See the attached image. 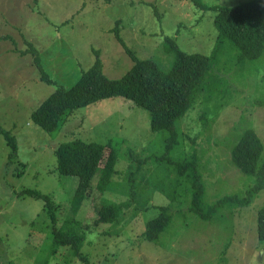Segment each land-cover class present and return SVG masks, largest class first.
Listing matches in <instances>:
<instances>
[{"label":"rangeland","instance_id":"374dc122","mask_svg":"<svg viewBox=\"0 0 264 264\" xmlns=\"http://www.w3.org/2000/svg\"><path fill=\"white\" fill-rule=\"evenodd\" d=\"M199 1L233 6L247 0ZM215 15L192 0H0V126L17 143L16 157L7 162L9 147L0 133V264H45L46 259L47 264H83L66 247L49 255L52 227L44 202L20 195L25 188L51 196L57 222L89 223L81 251L90 264H264V241L257 235L264 187L250 203L224 205L209 220L189 209L190 195L171 201L157 191L136 216L131 204L121 221L91 226L102 202L130 200L123 181L126 149L143 157L161 154L164 132L151 129L146 108L114 96L75 109L57 131H45L31 120L32 111L58 85L70 88L80 79L94 62V50L108 78L127 72L135 59L118 41L116 26L137 59H152L167 71L174 58L168 38L186 52L211 54L218 34ZM30 44L53 83L40 79L33 55L26 52ZM237 55L225 40L203 90L177 123L183 143L174 153L197 151L206 204L242 195L254 185V177L231 161L243 133L252 128L264 144V50L253 60L238 61ZM73 139L110 142L117 153L111 188L100 192L99 173L94 175L77 212L71 200L78 178L59 174L55 155L61 143ZM154 168L151 164L145 174ZM158 174L165 178L162 170ZM163 205L169 206L172 221L156 242L149 241L143 235L146 224Z\"/></svg>","mask_w":264,"mask_h":264},{"label":"trees","instance_id":"16d2710c","mask_svg":"<svg viewBox=\"0 0 264 264\" xmlns=\"http://www.w3.org/2000/svg\"><path fill=\"white\" fill-rule=\"evenodd\" d=\"M192 1L203 9L216 11L214 23L218 34L210 55L186 52L174 39L168 38L167 50L174 53V58L170 69L165 71L152 59H137L134 51L118 34L116 26L115 35L118 41L135 59L127 72L120 78H108L103 73L99 51L94 50V62L73 86L66 88L58 85L32 111L33 123L45 131L52 132L59 130L75 109L105 98L121 96L149 110L151 129L164 132L159 156L143 157V153L131 148L126 149L128 165L123 181L128 185L130 200L124 202L105 200L97 206L96 217L91 226H99L101 222L121 221L124 208L131 204L132 215L136 216L139 211L146 208L157 191L165 194L171 201H181L186 195H190L189 209L201 219L209 220L224 205L240 206L250 203L264 187V144L252 128L243 133L231 150V161L234 166L242 173L253 176L255 180L254 185L242 195L224 196L211 204L204 203L205 183L197 151L192 147L194 151L184 156L175 155L183 143V134L177 123L203 90L207 74L224 41L230 40L236 47L238 61L256 59L264 50V0H247L233 6L207 5L199 0ZM118 23L117 21L116 24ZM26 52L33 55L34 64L41 73L40 79L53 83L41 67L39 51L30 44ZM0 133L9 147L7 162H11L17 155L16 140L9 130L1 126ZM55 155L58 173L78 178L71 200L73 212H77L88 197L92 190V180L97 173H99L97 188L100 192L111 188V180L116 173L117 153L110 142L99 144L73 139L61 143L55 150ZM151 164H155L156 168L146 175L145 172L149 170ZM158 170L164 172L166 179L158 174ZM20 195L41 199L44 202L43 209L52 227L49 255H53L62 246L68 248L83 264H90L88 256L81 251L90 228L89 223L84 224L75 218L65 219L62 223L57 222V205L49 194L25 188L20 191ZM158 208L159 214L147 222L143 232L145 239L152 242L158 240L159 235L172 221L168 205ZM257 235L264 241V205L257 213ZM47 262L46 259L45 264Z\"/></svg>","mask_w":264,"mask_h":264}]
</instances>
